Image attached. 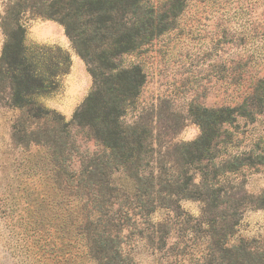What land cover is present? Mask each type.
<instances>
[{
    "label": "trees",
    "instance_id": "obj_1",
    "mask_svg": "<svg viewBox=\"0 0 264 264\" xmlns=\"http://www.w3.org/2000/svg\"><path fill=\"white\" fill-rule=\"evenodd\" d=\"M28 2L12 0L1 20L6 41L0 100L8 91V106L22 111L13 125V139L48 149L53 182L70 198L72 212L66 218L72 239L81 245L86 263L137 264L133 246L143 243L154 264H264V248L256 241L229 244L242 199L233 200L236 187L228 179L242 172V154L221 148L225 126L239 117L264 115V80L235 107H190L189 118L201 134L192 142L175 143L148 126L152 113L143 111L128 120L146 74L140 65L124 67L122 57L172 31L187 0ZM27 8L64 27L92 77L93 88L70 122L33 100L59 87L58 78L67 74L71 59L59 50L56 56L50 54L48 71H38L24 44L22 15ZM73 127L88 129L98 147L77 168ZM174 128L177 134L180 125ZM183 201L200 203V217L184 213ZM255 206L264 209V192L255 198ZM159 212H166V218L154 220ZM175 227L195 238L170 246Z\"/></svg>",
    "mask_w": 264,
    "mask_h": 264
},
{
    "label": "rangeland",
    "instance_id": "obj_2",
    "mask_svg": "<svg viewBox=\"0 0 264 264\" xmlns=\"http://www.w3.org/2000/svg\"><path fill=\"white\" fill-rule=\"evenodd\" d=\"M11 1L0 0V60L6 41L1 20ZM22 25L28 56L40 73L48 71L50 56L59 50L71 59L67 74L58 78L59 87L33 97L70 122L93 88L87 66L58 22L34 16L27 8ZM122 64L140 65L146 74L128 120L143 111L152 113L147 124L156 133L169 135L175 143L192 142L201 131L189 118L190 107H235L264 80V0H187L172 31L124 55ZM8 96L6 91L0 100V264H87L81 245L72 239L66 218L72 212L70 198L53 182L48 149L13 139V125L22 111L8 106ZM177 123L180 128L174 134ZM225 130L221 148L242 154V172L228 179L236 187L233 200L242 199L229 244L243 239L264 248V209L255 206V198L264 192V115L239 117ZM72 135L79 149L73 161L77 168L80 159L98 147L88 129L73 127ZM201 207L195 201L181 203L182 211L194 218L200 217ZM166 216L159 212L154 220ZM180 229L171 231L170 246L195 238ZM134 247L137 264H154L143 243Z\"/></svg>",
    "mask_w": 264,
    "mask_h": 264
}]
</instances>
